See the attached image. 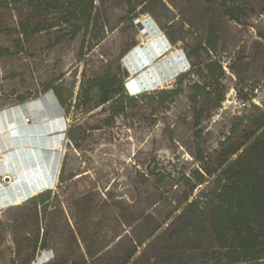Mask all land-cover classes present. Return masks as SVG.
Segmentation results:
<instances>
[{
	"label": "rangeland",
	"instance_id": "374dc122",
	"mask_svg": "<svg viewBox=\"0 0 264 264\" xmlns=\"http://www.w3.org/2000/svg\"><path fill=\"white\" fill-rule=\"evenodd\" d=\"M3 3L0 52L7 48L10 53L0 57V90L28 98L48 89L62 98L69 128H81L65 145L63 179L58 178L46 204L24 202L0 210V264H123L132 252L134 264H187L196 243L177 238L176 226L165 230L190 192L184 175L196 176L206 165L216 169L218 142L240 124V116L264 108L260 0H246V15L239 20L205 0ZM147 18L159 30H140L136 20ZM27 21L36 32L23 42L19 29ZM156 33L166 35L170 46L154 53L151 65L132 70L127 57ZM209 60L221 63L222 78L197 71ZM184 71L190 72L173 100L147 94L116 116L110 102L99 103L96 88L90 100L83 94L92 79L108 75L122 77L130 96L172 89ZM194 81L207 84L197 103L190 100ZM245 124L236 129L237 142L249 130ZM200 155L206 157L204 164ZM215 180V175L202 183L192 180L191 198L208 196Z\"/></svg>",
	"mask_w": 264,
	"mask_h": 264
},
{
	"label": "trees",
	"instance_id": "16d2710c",
	"mask_svg": "<svg viewBox=\"0 0 264 264\" xmlns=\"http://www.w3.org/2000/svg\"><path fill=\"white\" fill-rule=\"evenodd\" d=\"M205 1L208 6L216 4L226 15L236 20L246 15L248 9L246 0ZM260 3L264 11V0H260ZM3 4V0H0V6ZM92 5L93 2L85 12V23L88 24L92 20ZM19 32L23 35V42H27L36 30L31 31L30 22L27 21ZM171 42L175 43L172 38ZM2 51L0 57L10 53L7 48H2ZM199 66L197 71H201L202 75L203 71H209L208 75L216 79L224 75V69L218 60L201 62ZM213 66H216L215 70ZM190 71H193V67ZM189 72L184 71L177 75L175 88L155 89L131 96L123 90L122 77L118 75L96 77L91 80L89 88L83 94L86 100H90L91 89L96 88L99 103L110 102L113 107L111 114L116 116L122 113L126 106L136 105L138 100H142L141 98L147 94L161 97L170 95L173 100V94L182 90L180 85ZM206 86V83L197 81L190 84L192 90L190 100L193 103H197L206 92ZM59 99L62 102V98ZM239 120L240 124L245 122L249 130H246L243 141L237 142L234 134L240 124H236L230 133L225 134L218 142L214 149L218 159L217 168L211 169L206 165L203 166V171L197 169L194 172L196 176L184 175L186 183L190 185V192L185 193L182 204L175 208L174 211L178 212L165 230L170 226H176L173 233L177 238H187L190 242L196 243L189 252L187 264H264V108L258 106L255 112L240 116ZM76 128L81 126L68 130L71 141L77 138L74 132ZM197 158L201 164L206 161L204 155ZM212 175L216 176L212 192L206 197L191 198L196 187L192 180L202 183ZM59 179L61 181L63 179V168L59 173ZM50 193L51 190H47L26 202L45 205ZM158 228L159 225L152 227L148 235L154 234ZM208 239L211 243L204 246L202 241ZM42 242L44 246V240ZM132 257L134 252L124 259L123 264H134L136 258ZM41 264L58 263L47 261Z\"/></svg>",
	"mask_w": 264,
	"mask_h": 264
},
{
	"label": "crops",
	"instance_id": "0c3cea01",
	"mask_svg": "<svg viewBox=\"0 0 264 264\" xmlns=\"http://www.w3.org/2000/svg\"><path fill=\"white\" fill-rule=\"evenodd\" d=\"M21 102L28 105L30 122L24 121ZM69 127L64 106L52 91L26 98L0 90V210L56 185Z\"/></svg>",
	"mask_w": 264,
	"mask_h": 264
},
{
	"label": "bare ground",
	"instance_id": "6f19581e",
	"mask_svg": "<svg viewBox=\"0 0 264 264\" xmlns=\"http://www.w3.org/2000/svg\"><path fill=\"white\" fill-rule=\"evenodd\" d=\"M147 20L142 21L145 25V28H149L150 30V28L154 26H152L153 21L151 22L149 18H147ZM154 27L159 30V27L156 26V24ZM146 35L148 34L146 33ZM167 43V38L162 33H156L155 35H152V38H144L141 44L133 48V52L131 51L132 55L130 57H127L128 59L126 61L129 64V67L132 70H135L137 67L141 65L144 66L145 63L148 62L149 63L147 64V66L151 65V60L153 58L154 53H159V51H161V48H167ZM147 66H145L144 68H146Z\"/></svg>",
	"mask_w": 264,
	"mask_h": 264
},
{
	"label": "built area",
	"instance_id": "2783aa9c",
	"mask_svg": "<svg viewBox=\"0 0 264 264\" xmlns=\"http://www.w3.org/2000/svg\"><path fill=\"white\" fill-rule=\"evenodd\" d=\"M22 109H23V117H24V121L25 122H30L31 120V113L28 110V108H26V103L25 102H21L20 103Z\"/></svg>",
	"mask_w": 264,
	"mask_h": 264
},
{
	"label": "water",
	"instance_id": "95a60500",
	"mask_svg": "<svg viewBox=\"0 0 264 264\" xmlns=\"http://www.w3.org/2000/svg\"><path fill=\"white\" fill-rule=\"evenodd\" d=\"M149 19L152 21L151 18H149ZM136 22H137V24H138L140 30H146L145 25L143 24V22H142L141 20L137 19ZM156 26H157V25H156ZM165 37L167 38L166 35H165ZM167 42H169L168 39H167ZM168 44H169V46H170V43H168ZM136 72H137V70H136L135 72H133V73H136ZM124 75H125V76H128V72L125 71V74H124ZM5 178H6V180H7V179H8V176H6Z\"/></svg>",
	"mask_w": 264,
	"mask_h": 264
}]
</instances>
